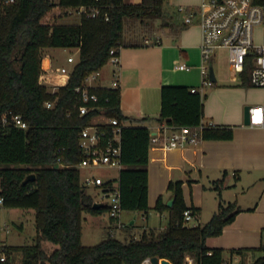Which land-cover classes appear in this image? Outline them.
I'll list each match as a JSON object with an SVG mask.
<instances>
[{"label": "trees", "instance_id": "1", "mask_svg": "<svg viewBox=\"0 0 264 264\" xmlns=\"http://www.w3.org/2000/svg\"><path fill=\"white\" fill-rule=\"evenodd\" d=\"M167 1L141 0L134 4L122 0H13L7 5L0 3V119L9 111L20 114L27 123L26 129L0 125V197L5 208L35 212L34 242L0 246V255H5L0 264H14L16 255H20L21 264H141L147 257L184 264L186 256L196 264H224L223 249L208 247L206 239L219 236L233 222L239 209L235 203H219L205 224L183 226V212L189 209L193 214L197 209L185 205L179 180L169 181L167 185L174 198L172 205L164 204L161 196L154 205L159 213L168 211L165 229L144 230L138 239L121 241L108 235L93 246L81 243L83 213L98 215L107 211L108 206L91 207L94 200L81 184L80 171L74 167L82 159L79 133L98 113L79 115L82 101L75 89L83 87L92 72L107 64L111 49L119 52L121 47L144 45L148 38L142 42L139 34L149 28V21L160 19L158 30L174 28L163 11ZM255 3L264 7V0H255ZM81 6H97L100 14L91 17L82 13L78 22L60 20L68 16L69 8ZM55 7L62 10L61 15L44 22ZM55 47L76 48L78 56L67 83L51 93L38 79L42 50ZM250 70L248 63L241 72L244 85L248 84ZM87 91L97 96L104 115L120 122L128 120L120 110V89L89 87ZM160 93V111L156 118L159 124L181 126L200 122L205 94L191 92L187 86H163ZM48 101L53 102L50 108L45 105ZM231 137L232 128L217 125L202 132V139ZM150 140L146 126L130 125L122 129L123 167L118 174L121 210L148 212ZM31 174L34 178L24 182ZM44 242L58 247L48 253L42 247ZM255 251H264V229L259 247L231 249L229 253L242 256ZM251 264H264V255Z\"/></svg>", "mask_w": 264, "mask_h": 264}, {"label": "crops", "instance_id": "2", "mask_svg": "<svg viewBox=\"0 0 264 264\" xmlns=\"http://www.w3.org/2000/svg\"><path fill=\"white\" fill-rule=\"evenodd\" d=\"M122 1L135 4L141 0ZM185 3L191 2L185 0ZM192 24L183 26L180 20L173 23L174 28L160 30L165 38H169L165 42L157 33L153 36L158 40L154 45L151 44L153 40L148 39L151 41L149 43L144 41L142 46H126L119 49V66L116 73L120 89V110L128 118L122 122L124 126L129 122L131 126L148 127L150 134L157 131L160 124L156 118L160 111V92L163 86H187L190 90L196 88L200 94H204L200 73L201 31L198 21ZM220 50L226 53L225 49L216 51L210 63L212 69ZM51 62L50 55L43 56L41 69L52 67ZM179 65H185L187 68L181 70L178 68ZM114 71V68L110 72L101 71L96 77L98 83L92 87H107L109 80L113 79ZM242 82L241 76L239 84L245 89L251 87L250 81L245 85ZM257 88H259L257 93H247L240 103L230 110L228 108L207 110L203 103L202 121H211L217 126L232 128L230 139H201L195 144L167 151L150 145L148 150L149 209H154L159 196L162 197L164 204L172 197L171 192L167 190L169 181H181L183 194L186 182L197 187L200 179L220 185L216 186L217 195L210 206L211 216L217 211L219 203L223 205L235 203L239 209L233 222L226 226L219 236L206 239L208 247L228 250L227 258L222 255L224 264H251L264 255V251L261 254H258V251L246 252L242 256L229 253L231 249L259 247L261 231L264 229V128L244 124L246 106L264 105V87ZM142 118L147 120L137 121ZM116 180L118 184V177ZM185 205L197 209V212L192 214L195 222L191 227L201 226L199 217L204 205L202 200L192 199V204ZM137 213L131 220L133 224ZM96 216L85 212L83 221ZM108 219L109 223L105 227L107 233L112 235L114 230L111 228H114L115 220ZM17 226L21 232L25 229L21 219ZM34 237L35 232L32 233L30 244L34 242ZM4 245L19 244H7L0 238V246Z\"/></svg>", "mask_w": 264, "mask_h": 264}, {"label": "built area", "instance_id": "3", "mask_svg": "<svg viewBox=\"0 0 264 264\" xmlns=\"http://www.w3.org/2000/svg\"><path fill=\"white\" fill-rule=\"evenodd\" d=\"M12 2L13 0H0V3L5 5ZM67 13L69 15L75 13L79 16L85 13L95 17L100 14V8L97 6L88 8L81 6L69 8ZM177 13L181 15L182 24L186 26L191 25L195 21L199 23L201 31L200 51L202 63L200 73L202 88L212 83L209 77V68L211 67V60L218 49L226 50L228 66L236 73H241L246 64L249 63L251 65L250 85L253 87H264V33L261 43L255 44L253 32L256 26L264 25L263 6L255 3V0H201L197 7L179 5ZM104 17L105 20L108 19L106 14H104ZM150 41L146 39L145 43ZM155 42L157 43L158 40H155ZM75 61L72 57L67 58V62L71 63L72 67ZM107 63L111 64L115 71L109 85L103 88L119 89L116 73L119 66V54L115 49L109 51ZM178 68L182 70L187 67L179 65ZM71 69L68 70L63 66L41 69L38 79L39 83L45 87L51 86L50 92L53 93L67 83ZM100 73L101 69L92 72L88 77L95 78ZM88 88L89 86L84 83L83 87L75 89L82 101L78 108L79 115L83 116L94 111H98V113L90 119L79 133L78 144L82 152V159L74 167L79 171L82 169L91 170L107 167L116 169L119 172L123 167L121 162V132L124 125L117 118L108 117L102 113L104 107L98 103V98L95 94L88 93ZM196 91H198L196 88L191 89V92ZM45 105L50 108L53 106V102L48 101ZM248 113L250 126L264 128V105L249 106ZM0 125H11L18 129L27 128V123L20 114H12L9 111L2 114ZM215 126L216 124L213 122H205L202 119L197 125L180 126L162 123L155 133L150 134L151 145L167 151L195 144L202 139L204 129ZM57 160L60 161L59 158ZM60 166H63V164L60 163ZM110 182L113 185H110ZM81 184L86 188L88 186L101 187L108 204V217L115 220L117 228L126 227L119 220L121 209L116 179L105 180L100 176L89 173L85 175ZM2 202L3 199L0 197V204ZM191 219V211L189 209L185 210L183 212L182 225L185 226V223ZM112 231L110 230L111 233ZM4 260L5 255L1 254L0 261ZM160 261L161 259H158V264H161ZM141 264H152L151 258H145ZM184 264H196V262L191 257L186 256Z\"/></svg>", "mask_w": 264, "mask_h": 264}, {"label": "rangeland", "instance_id": "4", "mask_svg": "<svg viewBox=\"0 0 264 264\" xmlns=\"http://www.w3.org/2000/svg\"><path fill=\"white\" fill-rule=\"evenodd\" d=\"M57 1V0H54ZM191 3H185V0H168L165 3L163 11L166 17L172 23H177L181 20V15L177 13V7L179 5L183 6H199L201 0H186ZM62 10L59 7H55L52 11L44 18V22H49L53 18L61 15ZM64 22H78L79 15L73 13L68 14V16L60 19ZM149 21V20H148ZM140 25V24H138ZM193 25V24H192ZM161 27V20L155 19L149 21V28L146 29L143 34H139V38L143 42L144 38L153 40V36L157 33L163 37L164 42L169 40L162 35V32L158 29ZM254 43L260 44L262 35L264 33V25H258L254 28ZM127 36V35H126ZM42 57L45 55H50L52 68L55 67H66L68 70L71 69L72 64L67 62L68 57H72L75 60L78 56V51L76 48H62L55 47L49 49H43L41 53ZM47 62H44L46 66ZM213 69L216 76V81L212 82L210 85L203 87V92L205 98L203 103L207 110L215 111L223 110L224 108L233 109L235 108L240 101L245 97L247 93H257L259 88L249 87L245 89L244 86H241L239 82L241 81V75L232 70L227 63V56L225 51L220 50L217 57L213 62ZM113 69V66L107 63L101 68V71L110 72ZM85 85L92 87L96 85L98 81L96 77H88L85 80ZM110 83V80H109ZM48 91H51V86H46ZM249 90V92H246ZM134 123V122H130ZM129 126V122L126 123ZM92 173L94 175L100 176L105 180L116 179L118 177V171L116 169H110L107 167L95 168V169H82L80 170V181H82L85 175ZM193 178V177H192ZM219 183L213 184L208 183L205 179H200L197 187L190 185V182H186V187L183 189V200L184 203L192 204V199L200 198L202 200L203 210L199 217V221L205 224L211 216L210 206L214 203L215 196L217 195L216 186ZM245 184V183H244ZM205 186V187H204ZM86 191L89 195L92 196L94 201H100L108 206L106 197L103 195L101 187L88 186ZM170 192V191H169ZM108 211V210H107ZM107 211H104L101 214H98L93 219H87L82 221V231H81V243L83 246H93L99 243L101 240L105 239L109 234L107 233V228L105 227L109 223V217ZM149 212L144 214L143 212L137 213V218L133 225H129V222L133 219L136 212L121 210L119 213V220L121 223L125 224L126 227L119 229L114 224V228H111L113 231L112 236L121 241L129 240L130 237L138 239L141 233L149 228L154 229L155 231H161L165 229L168 225V211H163L162 213L157 212L156 210L148 209ZM163 214V215H160ZM35 212L33 209H21V208H5L0 205V238L1 241L7 244H19V245H28L31 242L32 233L35 232L34 225V216ZM21 222L24 225L23 232L19 231L18 226ZM195 222V219H191L185 223V226L191 227ZM149 230V229H148ZM43 249L50 253L55 250L58 246L50 242H44L42 245ZM263 251H258V254H261ZM223 257H228V250H223ZM14 264H21L20 255H16L14 258Z\"/></svg>", "mask_w": 264, "mask_h": 264}, {"label": "water", "instance_id": "5", "mask_svg": "<svg viewBox=\"0 0 264 264\" xmlns=\"http://www.w3.org/2000/svg\"><path fill=\"white\" fill-rule=\"evenodd\" d=\"M209 77H210L211 82H215V81H216L212 67L209 68ZM248 107H249V106H246V107L244 108V124H245V125H249V113H248ZM33 178H34V175L31 174V175H29V176L26 177V179L24 180V182H27V181H29L30 179H33ZM173 201H174V198L171 197V198L166 202V205H167L168 207H170V206L172 205ZM103 205H104V203H102V202H93V204H92L91 207H92L93 209H97V208H99V207H102ZM132 224H133V221H131V222L129 223V225H132ZM151 262H152V264H158V258H157V257H152V258H151ZM160 263H161V264H172V263H171L169 260H167V259H161Z\"/></svg>", "mask_w": 264, "mask_h": 264}]
</instances>
